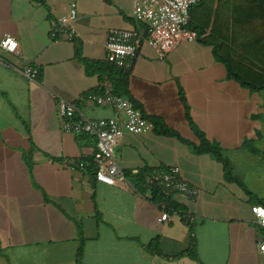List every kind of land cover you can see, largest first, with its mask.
I'll use <instances>...</instances> for the list:
<instances>
[{"label":"crops","instance_id":"crops-1","mask_svg":"<svg viewBox=\"0 0 264 264\" xmlns=\"http://www.w3.org/2000/svg\"><path fill=\"white\" fill-rule=\"evenodd\" d=\"M71 3L78 12L76 39L51 40L50 20L66 15ZM132 7L133 0H0V41L9 35L18 44L15 54L0 51V264H78L80 240L82 264H264L258 251L264 229L251 212L264 201V179L251 189L245 177L259 167L264 174V91L227 79L225 67L199 40L158 60ZM189 17L192 27L209 34V4L200 1ZM111 29L134 31L142 41L129 67L136 107L196 144L188 111L251 195L225 183L221 164L209 155H195L154 131L127 134L117 145L123 185H92L87 169L73 168L91 161L95 140L62 132L57 103L74 104L89 120L116 116L86 102V95L99 94V66L87 70L76 54L106 64ZM26 66L37 70L36 80L23 76ZM164 167H178L201 191L194 203L171 197L183 210L169 224L158 221L146 173ZM183 218L195 224L197 261L163 260L145 251L156 241L164 255L183 252L189 240Z\"/></svg>","mask_w":264,"mask_h":264},{"label":"built area","instance_id":"built-area-1","mask_svg":"<svg viewBox=\"0 0 264 264\" xmlns=\"http://www.w3.org/2000/svg\"><path fill=\"white\" fill-rule=\"evenodd\" d=\"M197 3L198 0H133L131 16L136 22L146 26V43L158 60H164L179 46L197 41V32L189 28V13ZM77 17V5L71 3L66 15L50 20V39L73 42L77 37ZM141 42V38L134 31L111 29L106 34L105 60L118 67L129 68L137 57ZM17 46L16 40L9 35L3 36L0 41V51L6 54H15ZM22 74L32 81L37 78V70L30 66L24 67ZM100 86L103 92L86 95V102L94 107L111 108L116 116L89 120L74 104L60 99L57 103L60 128L67 134H86L95 139V152L91 161H80L74 164L73 168L84 171L93 165L96 182L108 186L123 185L126 183L125 176L115 158L117 145L127 134L141 135L152 132L154 124L133 101L114 95L108 82H103ZM149 183L159 187L164 196H176L186 203L196 202L201 193L198 187L182 178L178 167H166L154 172ZM159 209V223L169 224L177 217V212L172 209L167 211L165 204ZM251 212L255 223L264 229V207L253 206ZM258 251L264 256V239L259 240Z\"/></svg>","mask_w":264,"mask_h":264},{"label":"trees","instance_id":"trees-1","mask_svg":"<svg viewBox=\"0 0 264 264\" xmlns=\"http://www.w3.org/2000/svg\"><path fill=\"white\" fill-rule=\"evenodd\" d=\"M200 1L209 4V17H211L212 23L209 34L205 36L204 32L202 33V28L198 31L192 27L191 23L189 24V28L197 32V40L211 48L214 58L225 67L227 79L236 82L241 88L250 92L264 91V0H218L216 4L209 2V0H198V3ZM76 54L87 70H93L96 65L99 66L100 82L108 81L114 95L132 101L129 93L130 68H121L107 61L106 64L99 65L97 62L81 58L78 52ZM102 92L103 89L100 86L97 93ZM134 104L136 105V103ZM147 119L153 122V131L156 134L177 139L189 146L195 155H209L212 157L221 164L225 183L236 184L247 195H251L242 180L235 176L229 160L220 147L205 138L204 134L193 124L188 111L186 112V120L197 139L196 144L182 138L176 131L167 127L160 120L148 117ZM165 168L146 171L148 173L147 183L152 193L151 200L158 207L165 204L167 211L171 209L176 211L177 217L182 216L183 207L174 203L171 197L164 196L159 187L149 183L154 172ZM87 172L91 184L94 185L96 181L94 166L90 165ZM258 204L264 207V201H259ZM183 222L189 229L188 245L183 252L174 256L164 255L156 241L144 246L145 251L163 260H178L187 257L197 261L195 224L189 218H183ZM82 244L83 240H80V246L76 253L78 264H82Z\"/></svg>","mask_w":264,"mask_h":264},{"label":"rangeland","instance_id":"rangeland-1","mask_svg":"<svg viewBox=\"0 0 264 264\" xmlns=\"http://www.w3.org/2000/svg\"><path fill=\"white\" fill-rule=\"evenodd\" d=\"M260 173H261V168L259 167L258 169L256 168V170L254 171L251 170L247 174H245L249 188L252 189L255 186L257 188L259 187L261 181L263 182V180L261 179H264V174L262 175Z\"/></svg>","mask_w":264,"mask_h":264}]
</instances>
